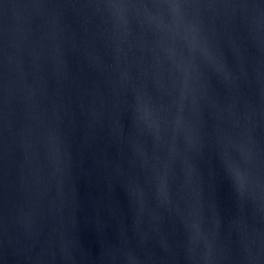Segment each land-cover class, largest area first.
<instances>
[{
    "label": "water",
    "instance_id": "obj_1",
    "mask_svg": "<svg viewBox=\"0 0 264 264\" xmlns=\"http://www.w3.org/2000/svg\"><path fill=\"white\" fill-rule=\"evenodd\" d=\"M0 264H264V0H0Z\"/></svg>",
    "mask_w": 264,
    "mask_h": 264
}]
</instances>
